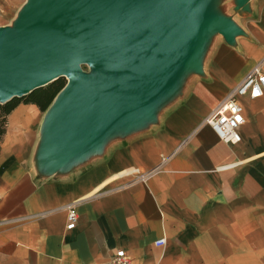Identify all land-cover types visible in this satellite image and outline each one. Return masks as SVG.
<instances>
[{"label":"crops","instance_id":"1","mask_svg":"<svg viewBox=\"0 0 264 264\" xmlns=\"http://www.w3.org/2000/svg\"><path fill=\"white\" fill-rule=\"evenodd\" d=\"M28 5L0 0V28ZM256 66L264 0H245L126 108L97 104L62 134V93L16 106L0 135V264H107L117 250L130 264H264V94L238 99L235 145L204 123Z\"/></svg>","mask_w":264,"mask_h":264},{"label":"water","instance_id":"2","mask_svg":"<svg viewBox=\"0 0 264 264\" xmlns=\"http://www.w3.org/2000/svg\"><path fill=\"white\" fill-rule=\"evenodd\" d=\"M183 1L29 0L16 26L24 42L12 37L8 28H0V103L69 77L70 86L67 78L59 92L62 134L71 133L77 116L97 104L110 102L118 109L132 105L149 83L160 78L171 54L185 59L197 32L224 23L174 18L171 10ZM156 30L173 40L170 55L163 59L166 47L157 46L161 37ZM87 61L99 68L96 80L87 79L79 69Z\"/></svg>","mask_w":264,"mask_h":264},{"label":"built area","instance_id":"3","mask_svg":"<svg viewBox=\"0 0 264 264\" xmlns=\"http://www.w3.org/2000/svg\"><path fill=\"white\" fill-rule=\"evenodd\" d=\"M264 94V71L259 66L254 67L245 78L233 88L229 94L220 101L217 106L205 118L208 125L219 140L227 145H235L240 142L239 129L245 123L242 106L238 99L260 98ZM78 221L77 211L74 206L67 209V229H73ZM163 238L154 242L157 248L163 247ZM107 264H130V258L123 250H117Z\"/></svg>","mask_w":264,"mask_h":264},{"label":"rangeland","instance_id":"4","mask_svg":"<svg viewBox=\"0 0 264 264\" xmlns=\"http://www.w3.org/2000/svg\"><path fill=\"white\" fill-rule=\"evenodd\" d=\"M245 0H184L181 4L176 5L171 10V15L174 18L188 16V17H201V18H211L216 21H224L229 13H233L238 9V5L244 3ZM228 6H230L228 8ZM236 7V8H235ZM235 8V9H234ZM10 35L20 41H25L24 34L17 28H10ZM159 41L157 46L166 47L164 51L160 54L162 59L167 57V54L172 51L173 40L167 34H163L158 30L155 31ZM174 59V56L170 55V60ZM79 69L82 74L89 80H96L99 76V68L96 64L89 61L79 64ZM65 80L67 83V77H59ZM2 100V97L0 98Z\"/></svg>","mask_w":264,"mask_h":264},{"label":"trees","instance_id":"5","mask_svg":"<svg viewBox=\"0 0 264 264\" xmlns=\"http://www.w3.org/2000/svg\"><path fill=\"white\" fill-rule=\"evenodd\" d=\"M65 85V80L58 78L54 82L44 87L37 88L25 96L20 98L14 97L5 103H0V135L3 133L6 116L10 114L16 106L20 103H31L37 105L42 111H44Z\"/></svg>","mask_w":264,"mask_h":264},{"label":"bare ground","instance_id":"6","mask_svg":"<svg viewBox=\"0 0 264 264\" xmlns=\"http://www.w3.org/2000/svg\"><path fill=\"white\" fill-rule=\"evenodd\" d=\"M56 75V74H55ZM55 75H53L52 77H54ZM68 78V84H67V86L69 87L70 86V84H71V80H70V78L69 77H67ZM31 87V85L30 86H28L27 87V89H29Z\"/></svg>","mask_w":264,"mask_h":264}]
</instances>
